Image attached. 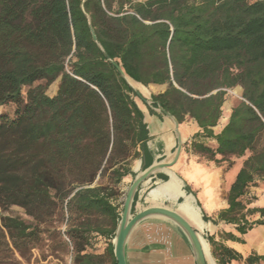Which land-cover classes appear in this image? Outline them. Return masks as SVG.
I'll return each mask as SVG.
<instances>
[{
  "label": "trees",
  "instance_id": "trees-1",
  "mask_svg": "<svg viewBox=\"0 0 264 264\" xmlns=\"http://www.w3.org/2000/svg\"><path fill=\"white\" fill-rule=\"evenodd\" d=\"M91 29L137 86H167L152 97L180 123L197 122L194 152L245 157L217 220L242 235L264 225L250 193L264 181V0H0V106L17 105L12 117L0 115V256L32 248L60 206L74 264H117L120 183L143 150L146 166L152 157L138 95ZM236 86L242 99L215 133ZM14 205L34 221L6 213ZM98 235L107 239L102 254L87 250ZM220 236L207 237L218 264H264V254L226 244L242 237Z\"/></svg>",
  "mask_w": 264,
  "mask_h": 264
},
{
  "label": "water",
  "instance_id": "water-1",
  "mask_svg": "<svg viewBox=\"0 0 264 264\" xmlns=\"http://www.w3.org/2000/svg\"><path fill=\"white\" fill-rule=\"evenodd\" d=\"M91 31L94 40L107 56V59L117 68L124 80L148 109V112H146L139 105L143 112V122L148 129L149 139L146 144L152 162L146 166V154L143 150L142 156L137 159L132 167L131 182L125 195L121 216L112 241L117 264H131L130 245L132 236L141 225L148 222L164 224L179 234L189 247L195 264H218L208 239L177 210L178 208L183 210L206 228V231L208 230L209 221L204 219V210L199 204L196 194L189 184L173 169L180 158L183 145L187 142L182 136L180 122L159 101L155 100L152 94L145 95L142 92L141 88L125 74L122 67L108 55L98 41L94 29H91ZM151 110L170 124L171 133L169 135L172 138L170 144L167 145L163 139L165 135L156 136L157 131L149 117V112L152 113ZM161 175L167 178L163 179ZM143 194H146V198L159 199L164 204L149 206L136 212V208L134 210L136 196L139 200ZM193 209L198 212L199 219L190 215V213L193 214Z\"/></svg>",
  "mask_w": 264,
  "mask_h": 264
},
{
  "label": "rangeland",
  "instance_id": "rangeland-1",
  "mask_svg": "<svg viewBox=\"0 0 264 264\" xmlns=\"http://www.w3.org/2000/svg\"><path fill=\"white\" fill-rule=\"evenodd\" d=\"M59 84V80L49 86L47 93L49 95H54L57 91ZM166 85L161 86L160 88H165ZM28 87L23 88L24 94H26ZM142 92L145 95L149 94H157L159 88L153 85L148 86L147 88L141 87ZM242 92L240 90V86H236L235 88L229 89L228 94L226 96V101L223 105V112L227 109L230 102L231 105L237 104L242 99ZM138 104L142 107H145V104L142 100L137 97L136 98ZM16 104L11 103L5 106H0V115L6 114L10 117L14 115ZM211 145V144H210ZM205 158H208L204 155ZM203 159V157H200ZM199 158V159H200ZM220 159V157L218 158ZM245 157L238 158L235 156L230 157L228 160H223L221 162H215L218 165L224 166L226 168L229 162H232L231 167L224 172L223 177L219 179L217 186H214L213 182V172L206 165L201 166L196 162L193 158H185L180 159V163L177 164L176 169L182 175V177L188 182L193 192L197 195L203 210L207 211V207L210 204H213L217 201L218 192L219 194L226 193L232 182L234 181L239 169L241 168L242 162ZM214 160V159H213ZM137 160L133 161V166L135 165ZM131 182V177H127L120 183V196L118 199V203H123L125 199V195L128 189V186ZM264 186V181L260 180L257 183L256 187L250 189V193L252 196H256L257 199L261 200V204L264 205V188L257 190V188H261ZM156 194V193H154ZM146 194H143L142 197L138 200L136 204V212L150 205V202L146 201ZM123 207V204L121 208ZM13 216H19L24 219L27 223H31L34 219L26 213V210L21 207L14 205L9 208L6 212ZM192 217L199 219L196 215L191 214ZM67 211L66 209L60 208V206L56 209V211L49 217L47 222L42 225L44 232L42 236H32L34 239V245L32 248H27L19 253L16 250H6L0 256V264H74V248L73 243L70 240L69 236L66 235V230L68 229L67 225ZM210 220V230L203 231L200 229V232L204 237H208L210 235H214L217 240H223V237L220 236L222 232H224L223 227L217 219H213V216H209ZM250 218H258V215H254ZM155 233L156 238L164 239L165 236L163 232L157 230H151ZM259 231L257 229H253L248 233V236H259ZM260 235H264L261 232ZM150 239V238H149ZM148 241V240H147ZM172 244V243H171ZM107 246V239L104 236H93L91 238L90 244L87 247V250L93 253L102 254L105 251ZM173 251L167 254L165 257L162 254H158L157 251H153L150 254V258L156 259L152 262V264H191L187 258H185L182 253L179 252L177 248L174 247ZM211 246V245H210ZM242 251H247L248 247L240 246ZM106 264H110L109 258L105 259ZM230 264H245L242 261H233Z\"/></svg>",
  "mask_w": 264,
  "mask_h": 264
},
{
  "label": "crops",
  "instance_id": "crops-1",
  "mask_svg": "<svg viewBox=\"0 0 264 264\" xmlns=\"http://www.w3.org/2000/svg\"><path fill=\"white\" fill-rule=\"evenodd\" d=\"M153 86L159 88L158 93H161L165 90V88H160L163 85H153ZM240 90L243 91L242 87H240ZM231 104L232 103L230 102L229 106L227 107V109L223 113V117L221 118L219 124L214 127L215 133H219L225 127V125L228 123L229 115H230L232 107H233V105H231ZM140 107L144 111L148 112V109L146 106L145 107L140 106ZM149 117L153 121L155 129L157 131L156 136L165 135V137L163 139L165 140L167 145L170 144L171 140H172L171 136L169 135L171 133L170 124L166 120H164L161 116L156 115L154 113L149 112ZM180 129H181L183 138L186 139L187 142L183 145L180 158L176 162V164L173 166V169L182 177V175L176 169L177 164L180 163L181 158L183 159V161L185 160V158H188V159L193 158L201 166L206 165L208 168H210L212 170L213 178H214L213 182H214V186L216 187L218 182H219V179L223 177L224 172H226L228 169L224 168V166L218 165L215 162V160L205 158V156L203 154L196 153L193 151V149L191 147V140H192V137L200 130L197 122L193 118L188 117L183 123H180ZM206 144L207 145L211 144L210 146H212V147H215V145H216L215 141L211 140V139H207ZM201 156L203 157V159L200 158ZM219 157L220 156H218L217 158H219ZM130 177H131V175H130ZM263 188H264V186H261V188H257V190L263 189ZM227 192L222 193V194H219L218 192H216L218 194L217 201L213 204H210L209 207H207L206 214L208 217L213 216L214 217L213 219H217L218 213L221 210L226 209L228 207V200L226 198ZM197 199H198V197H197ZM146 201L150 202V205H148L147 207L153 206V205L164 204L161 200L153 198V197H147ZM253 205L264 206L261 204L260 199L255 200ZM169 206H172V205H169ZM144 208H146V207H144ZM177 210L181 214H183L192 223V225L195 228H197L198 230L202 229L203 231H205L206 228H204L197 220H194L193 218H191L183 210H181L179 208ZM193 214L196 215V217H199V214L195 209H193ZM219 222H220L221 226L223 227L224 232H233L234 234L242 237L245 240V243H240V242L228 240V241H226L227 245L235 248L239 252H240V250H242V248L240 246L248 247L247 251L241 252L245 256L248 255L249 253H251L252 251H256L259 254H264V235H260L261 232H263V234H264V225H260L256 228H254L260 232L259 236H248V233L250 231L248 233L242 235L235 230V227L233 225L227 224L223 221H219ZM209 225H210V221H209ZM207 229L210 230V226H207ZM151 230H157V231L163 232V235L165 236V238L164 239L162 238V240L160 238H156L154 235L155 233H153ZM174 243H175L174 247L177 248L179 250V252L182 253V255L185 258H187L191 264H195L194 259H193V255H192L189 247L184 242V240L180 237L179 234H177L174 230H172L170 227H168L164 224L155 223V222L145 223V224L141 225L135 231V233L132 236L131 245H130L131 264H152V262L154 260H156V259L149 257L153 251H157L158 254H160V255L162 254V256L165 257L167 254H169L173 251L172 247H173Z\"/></svg>",
  "mask_w": 264,
  "mask_h": 264
}]
</instances>
